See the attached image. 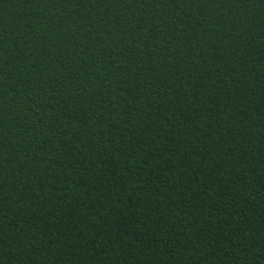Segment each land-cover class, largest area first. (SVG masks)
Here are the masks:
<instances>
[{
  "label": "trees",
  "instance_id": "16d2710c",
  "mask_svg": "<svg viewBox=\"0 0 264 264\" xmlns=\"http://www.w3.org/2000/svg\"><path fill=\"white\" fill-rule=\"evenodd\" d=\"M0 264H264V0H0Z\"/></svg>",
  "mask_w": 264,
  "mask_h": 264
}]
</instances>
